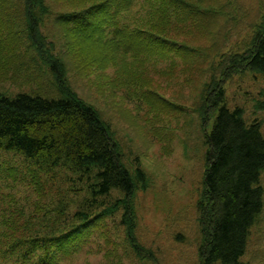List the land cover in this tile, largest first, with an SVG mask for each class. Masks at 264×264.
<instances>
[{"label": "rangeland", "instance_id": "374dc122", "mask_svg": "<svg viewBox=\"0 0 264 264\" xmlns=\"http://www.w3.org/2000/svg\"><path fill=\"white\" fill-rule=\"evenodd\" d=\"M210 3L220 12L211 15L205 8V21L201 20L205 33L192 23L191 16L182 17L173 9L163 15L164 10L148 0H133L123 18L128 34L142 29L191 48L186 58L174 52V58L139 57L103 50L88 41L72 42L54 22L57 13L45 15L38 24L44 43L38 50L29 40L21 11L10 14L9 8L0 13V93L39 91L56 96L46 62L50 56L58 58L68 89L108 124L124 164L146 174L145 186L134 198L135 236L141 254L130 247L118 211L90 228L89 234L55 250V264L200 263L196 205L203 189L205 132L210 124L203 129L199 110L203 91L199 97L201 78L197 77L202 70L206 73L207 65L205 83L217 77L211 70L216 65L211 56L218 63L229 52H241L251 43L256 32L253 26L264 13V0H205V7ZM52 7L55 12L65 8ZM224 88L229 107L242 108L247 122H259L264 136V109L260 107L264 76L243 70L226 80ZM86 179L66 167L49 170L18 153L0 150V228H6L2 223L8 220L13 232L21 236L71 222L72 214L89 201ZM260 185L264 190V172ZM116 196L118 192L101 202H113ZM17 259L3 256L0 264H20ZM241 263L264 264V205L250 230Z\"/></svg>", "mask_w": 264, "mask_h": 264}, {"label": "trees", "instance_id": "16d2710c", "mask_svg": "<svg viewBox=\"0 0 264 264\" xmlns=\"http://www.w3.org/2000/svg\"><path fill=\"white\" fill-rule=\"evenodd\" d=\"M72 1L77 2L0 0V13L9 8L10 14L21 11L27 22L29 40L38 50L44 45L38 24L46 16L57 13L54 22L65 29L72 42L88 41L103 50L108 48L139 57L191 55V48L157 33L142 29L126 33L128 26L123 24V18L133 0H78L75 5ZM149 1L158 4L164 10L163 15L173 9L182 17L191 16L192 23L203 27L204 33L205 22L202 24L201 20L205 21V8L211 15L220 12L215 9L216 4L205 7V0ZM60 5L65 8L55 12L52 6ZM253 27L256 28L254 37L241 52H229L218 63L211 56L216 63L211 65V70L218 73L217 77L215 74L205 83L208 65L206 73L202 70L197 77L201 78L199 97L203 91L199 109L203 129L210 124L209 131L205 132L203 189L196 205L201 232L199 264H242L250 230L264 205V190L260 185L264 172V136L260 123L247 122L242 108H230L224 88L226 80L243 70L264 76V13ZM46 63L58 90L56 96L39 91L13 96L0 93V150L18 153L49 170L63 166L75 171L79 177L88 179L89 201L72 214L71 222L62 220L60 223H66L61 227L43 233L17 236L14 225L3 221L7 227L0 228V257L16 256L20 264H55V250L67 247L118 211H121L119 223L130 247L141 254L142 248L135 236L134 198L137 190L145 186L146 174L139 167L131 171L124 164L108 124L93 106L68 89L62 62L50 56ZM260 107L264 109V98ZM115 192L119 196L113 202H101ZM95 207L104 210L98 211Z\"/></svg>", "mask_w": 264, "mask_h": 264}]
</instances>
